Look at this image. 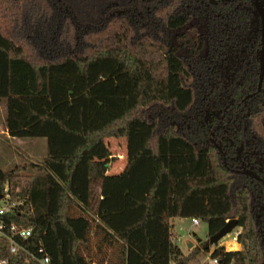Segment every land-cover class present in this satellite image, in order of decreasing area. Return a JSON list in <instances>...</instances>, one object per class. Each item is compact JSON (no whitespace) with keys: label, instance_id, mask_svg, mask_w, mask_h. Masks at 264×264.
<instances>
[{"label":"trees","instance_id":"obj_1","mask_svg":"<svg viewBox=\"0 0 264 264\" xmlns=\"http://www.w3.org/2000/svg\"><path fill=\"white\" fill-rule=\"evenodd\" d=\"M151 2L0 0L4 126L46 140L41 164L0 170V189L25 200L15 222L32 228L17 241L42 247L49 264H93L92 236L96 264H188L198 250L185 256L173 242L172 219H198L208 237L236 219L241 249L212 258L264 264V185L233 171L230 146L264 164L259 32L237 47L250 0L140 10ZM108 139L126 143L118 174ZM2 258L27 264L6 248Z\"/></svg>","mask_w":264,"mask_h":264},{"label":"rangeland","instance_id":"obj_2","mask_svg":"<svg viewBox=\"0 0 264 264\" xmlns=\"http://www.w3.org/2000/svg\"><path fill=\"white\" fill-rule=\"evenodd\" d=\"M259 31V19L253 13L251 15L250 26L248 29L242 30L238 37L237 43L240 50H243L248 44L249 38L252 34ZM230 58H237L236 51L231 54ZM3 105L0 103V170L9 171L14 168L29 167L31 164H41L46 156V140L45 139H17L7 140L3 131H5L4 126V113ZM108 145L111 159L108 167V174H118L125 166L126 159V143L124 139H108L106 141ZM33 174V171L25 169L23 171L19 170V175L29 176ZM173 226V242L176 245H180L184 255H189L193 248H197L198 252L196 256L191 258L188 264H209L208 257L209 254L215 248H222L223 245H227L231 241L233 233L229 236L222 238L216 245H209V237L207 236V225L199 220V225L197 227L191 225L190 218L185 221L172 219L170 221ZM200 239V242H198ZM191 241L194 246L191 248L186 247V242ZM96 238L92 236L91 238V251L90 260L93 264H96L100 258L95 247ZM237 249L230 252L239 251L240 245L236 247ZM208 250V252H206Z\"/></svg>","mask_w":264,"mask_h":264},{"label":"built area","instance_id":"obj_3","mask_svg":"<svg viewBox=\"0 0 264 264\" xmlns=\"http://www.w3.org/2000/svg\"><path fill=\"white\" fill-rule=\"evenodd\" d=\"M24 203L25 200L23 199H12L9 184H4L2 189H0V264L7 263V261L2 258L3 250L5 248L10 255H16L19 252H22L25 257L24 260L27 264L30 262H35L37 264H49V258L45 254L42 247H37L34 252H29L17 241L19 239L26 241L31 237L32 234V228L25 227L21 223H17L14 220L15 217H17L16 215L22 212ZM190 220L192 226L197 227L200 224L198 219L191 218ZM240 231L241 229L239 227H236L232 231V233H234L232 235L231 241L227 243V245L222 246L225 252H230L237 249V238L240 234ZM4 244H6V246ZM211 254H209L208 257L209 264H220V261L217 258H212Z\"/></svg>","mask_w":264,"mask_h":264},{"label":"flooded vegetation","instance_id":"obj_4","mask_svg":"<svg viewBox=\"0 0 264 264\" xmlns=\"http://www.w3.org/2000/svg\"><path fill=\"white\" fill-rule=\"evenodd\" d=\"M144 1H149V0H144ZM152 1L151 2V5H145V7L141 8L140 7V10L144 9L146 13H151L153 11H160L162 9V7H159L157 5H154V3H158V2H155V0H150ZM164 2H160V4H164V3H172V4H178L179 2H181L182 0H163ZM233 0H213L214 4H218V2H220L221 4H231ZM180 4V3H179ZM200 4H204L200 1ZM241 3H237V6L239 5L240 6ZM264 5V0H250V13L251 15L254 13L257 18L259 19V16L257 14V10H256V5L260 6V5ZM173 8L175 9L176 7H171L169 9H172ZM238 8V7H237ZM195 11L196 10H200L201 8H194ZM242 9L244 10H249L248 7L243 6ZM136 12H138V9L135 8ZM214 9H210V11L212 12ZM165 11H171V10H167L165 9ZM204 11H206V7L204 9ZM250 21H251V18H250ZM259 37H260V20H259ZM260 49H261V42H260ZM260 49L258 50L257 52V56H256V59H257V62H258V73H259V61H258V53L260 51ZM231 57V55H230ZM264 79V77H263ZM263 79H262V82H263ZM262 82H261V85H260V88H259V74H258V86H257V92H260L261 90V86H262ZM254 94H251V95H247L245 99H249L251 97H253ZM215 116H218V114H215ZM223 118V117H221ZM214 146L219 150V152H222L220 147L215 144V142L212 140ZM230 146L233 148L234 150V153H235V157L233 158V160L236 162V164L234 165V172L236 173H239L240 175H243L245 176L246 178L248 179H251L259 184H262L264 185V164L259 162V161H256L254 160L252 157L248 156L247 153L244 152V147H243V144H240V145H235L232 141L230 142ZM247 172H250L254 175H256L258 177V179H255L254 177L250 176V175H247L245 173Z\"/></svg>","mask_w":264,"mask_h":264},{"label":"water","instance_id":"obj_5","mask_svg":"<svg viewBox=\"0 0 264 264\" xmlns=\"http://www.w3.org/2000/svg\"><path fill=\"white\" fill-rule=\"evenodd\" d=\"M257 14L260 20V42L261 49L258 53V61H259V88L264 77V5H256ZM258 179V177L250 172L245 173ZM237 227V220L232 219L225 223V225L213 236L209 237V245H216L222 238L229 235L235 228ZM200 242V239H198ZM192 244L188 245V248H191Z\"/></svg>","mask_w":264,"mask_h":264},{"label":"crops","instance_id":"obj_6","mask_svg":"<svg viewBox=\"0 0 264 264\" xmlns=\"http://www.w3.org/2000/svg\"><path fill=\"white\" fill-rule=\"evenodd\" d=\"M3 113H4V111H3ZM4 118H5V115H4ZM3 135H4V137L8 140H14V138H10L9 136H8V134H7V131H6V128H5V131H3ZM177 220H181V221H185L186 219H177ZM192 244V246H194V244L191 242V241H187L186 242V247L188 248V245L189 244ZM179 247H181L180 245H179ZM181 249V248H180ZM182 250V249H181ZM183 252V251H182ZM184 253V252H183Z\"/></svg>","mask_w":264,"mask_h":264}]
</instances>
